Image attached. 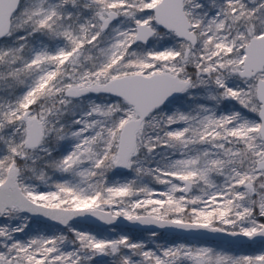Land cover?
<instances>
[{
	"label": "snow or ice",
	"instance_id": "obj_1",
	"mask_svg": "<svg viewBox=\"0 0 264 264\" xmlns=\"http://www.w3.org/2000/svg\"><path fill=\"white\" fill-rule=\"evenodd\" d=\"M0 264H264V0H0Z\"/></svg>",
	"mask_w": 264,
	"mask_h": 264
},
{
	"label": "rangeland",
	"instance_id": "obj_2",
	"mask_svg": "<svg viewBox=\"0 0 264 264\" xmlns=\"http://www.w3.org/2000/svg\"><path fill=\"white\" fill-rule=\"evenodd\" d=\"M125 224H127V222H125ZM135 239H141V238H143L144 237V235L145 234H137V235H135V234H131ZM168 239H171V238H169V237H167Z\"/></svg>",
	"mask_w": 264,
	"mask_h": 264
},
{
	"label": "trees",
	"instance_id": "obj_3",
	"mask_svg": "<svg viewBox=\"0 0 264 264\" xmlns=\"http://www.w3.org/2000/svg\"><path fill=\"white\" fill-rule=\"evenodd\" d=\"M130 228H131V226H128V228L125 229V230L127 231V230H129ZM130 234H135V235H137V234H144V233H142V232H138V231H130ZM169 238H172V237L169 236Z\"/></svg>",
	"mask_w": 264,
	"mask_h": 264
}]
</instances>
